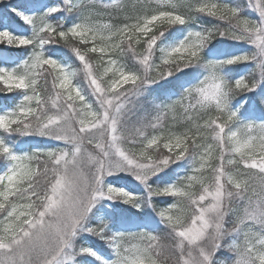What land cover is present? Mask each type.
Instances as JSON below:
<instances>
[{"label": "snow or ice", "instance_id": "obj_1", "mask_svg": "<svg viewBox=\"0 0 264 264\" xmlns=\"http://www.w3.org/2000/svg\"><path fill=\"white\" fill-rule=\"evenodd\" d=\"M5 52L0 264H264V0H0Z\"/></svg>", "mask_w": 264, "mask_h": 264}, {"label": "trees", "instance_id": "obj_2", "mask_svg": "<svg viewBox=\"0 0 264 264\" xmlns=\"http://www.w3.org/2000/svg\"><path fill=\"white\" fill-rule=\"evenodd\" d=\"M13 2H15V0H13ZM0 55L8 56L9 54L5 52V53H0ZM10 103H11L10 100L5 98V96L3 94H0V105H2V104H10Z\"/></svg>", "mask_w": 264, "mask_h": 264}]
</instances>
